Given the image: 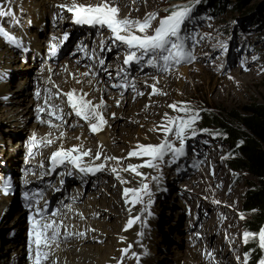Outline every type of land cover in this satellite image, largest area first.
<instances>
[{
    "label": "rangeland",
    "instance_id": "rangeland-1",
    "mask_svg": "<svg viewBox=\"0 0 264 264\" xmlns=\"http://www.w3.org/2000/svg\"><path fill=\"white\" fill-rule=\"evenodd\" d=\"M194 1L133 0V3L128 2V4L124 3L123 6H120L118 13V15L129 14L133 19H140L146 14L155 12L157 14L156 19L151 22L152 28H154L155 24L158 25L160 18L169 14L167 10L172 5L189 3L190 6H193V11L190 19L182 26V34L187 37L186 40L195 59L194 61L190 60L187 64L165 71L161 69L155 71L139 70L129 73L126 71L124 76L122 71L127 70L129 66L127 67L123 63V53L113 54L106 58L103 64L98 61L100 68L102 67L101 71H99V76L109 79L112 85H118L114 87L115 93H124L125 98H132L133 102L140 104L148 96L156 99V102L146 103L147 109L144 112H133L137 117L133 125H130L131 119L126 113L117 115L114 118V122H116L113 125L122 127V130L118 131L120 133L118 135H126L127 131L133 132L137 129L139 131L143 129L142 133L146 134L148 129L145 126L154 120L157 110L162 105H165L169 110L167 115L163 114L160 116L159 120L162 123L156 122L157 132H155L153 140L140 144L139 142H133L134 146L130 148V151L128 147H125V150L123 149L121 152L117 151L118 146L112 143L116 154H118L116 158H119V163H123V165L126 163L129 167V165L133 164L127 160H137L139 162L141 160L143 164L144 159H147V157L128 155V152L138 150L137 144L157 145L161 141L168 139L174 147L179 148L180 141L174 131L176 124L179 119L187 120L194 115L196 116L194 123L184 133L183 153L175 155L169 152L166 153L162 160L154 162L155 167L142 166V168L149 171L142 177L137 178V180L133 179V177H129V180L123 179L120 176L119 178L121 179H119L118 175L117 177L113 176L115 174L106 177L105 175H108L107 172L98 171L94 173L92 179H89L86 183L84 182V184L70 182V184L64 183L62 186L58 180L47 193L48 196L54 195L53 197H57L59 194L57 199L61 198L60 200L65 207L69 204L70 196L73 194L75 186H80L81 191L78 192L80 198L79 201H76L78 204L76 202L75 204L86 210L84 206L89 204L88 201L92 203L97 199L103 200L106 199L108 192L112 194V191L103 190L107 182L109 185L117 184L115 188L119 190L115 192V196L118 195L119 201L123 204H128V212H135L139 216L138 225L141 232L138 234L137 240L135 238L133 241L136 242L132 246H128L130 247L129 254L125 255H128V264H161L159 255H163V259L173 263L176 261V254L172 250L174 248L181 249L182 254L186 253L189 248L195 250L192 247V238L200 230L203 236L198 240V252L195 253L202 252L203 257L207 256V264H244L247 244L256 243L261 255L264 251L259 246L258 240L259 232L264 229V225L257 232H251L246 229L244 224L249 218V212H245L241 208L244 192L250 183L254 181V178L246 171L236 169L229 164L233 151L225 132L212 125L206 126V124L201 122V113L204 111L214 114L225 110L242 111L254 101L264 102V13L261 12L264 7V0H246L241 6L235 4L238 0H226L222 9H214L202 0ZM97 5L99 4L96 3L91 6ZM21 13V18H18L17 22H15L19 24L21 35L18 37V43L12 44V48L18 49L20 46H26L28 51L30 49L33 50L35 45L41 48L44 42L37 37L44 33L40 30V26L43 23L46 25V33L52 28H58L57 23L62 20L64 24L61 28H63L64 32L67 30L70 32L75 27L78 28V24L74 22L73 13L71 12H63V17L61 15L57 17L59 21L52 20L53 17L59 14L57 12L56 14H52L50 11H46L43 14L38 12L33 13V16H40L38 18V28L35 30L39 31L38 35L34 33V27L32 26V13L30 15L27 12ZM22 17H25V19H22ZM72 51L75 52L74 50ZM34 52L38 51L34 48ZM29 58L30 56L28 55H21L14 65L8 66L9 80H7V84L10 90L14 88L18 90L21 86L16 87L17 82L20 78L27 76L28 84L23 86L20 92L24 94L26 91L24 105H27L28 100L33 98L35 107L38 99L35 100L34 97L37 96L36 91L40 87L39 81L41 77L37 74L38 66L32 65L29 62ZM184 66L188 67V70L182 73L180 67ZM118 72H120L119 76L117 75ZM125 74L127 75L125 76ZM158 76L167 79L168 85H162L163 87L160 85L166 91L151 92L150 85L146 82ZM131 78L142 80V82L138 81L140 84L139 90L132 88L134 82L131 81ZM121 80L125 81V87ZM157 83L159 85L160 81ZM132 93L137 94L136 100L133 98ZM170 105H176V108H172ZM7 106H9L8 103L2 102L3 108ZM181 109H187L188 111H182ZM131 110L133 111V108L129 109L130 112ZM72 115H74V112ZM3 117H0V134L11 137L7 146L10 151H13L15 147L17 149L14 151V169H12L17 173L20 167L18 164L19 160L22 161L20 157L23 153V139L31 134V129L35 122L43 119L34 115L27 124H13L11 119ZM76 118L74 116V120ZM52 119L56 120L54 117ZM91 122L96 123L94 120ZM46 123L52 126L51 123ZM89 123L87 121L86 123L83 122V127L87 128ZM75 127L77 126H70L69 124L66 129L69 132L75 131ZM165 127L173 128V131L165 132ZM109 129H112V124ZM97 132H92L90 137L93 138V134L95 135ZM193 132L196 135H192ZM15 144L19 145L16 146ZM102 155L104 154L102 153ZM105 155L107 154L105 153ZM74 172L70 171V173ZM50 173L48 175L52 176L51 178H57L54 176V171ZM99 177L101 179H97ZM102 179H106V182H103ZM38 182L40 181L34 180L33 183L38 185ZM123 183L130 185L127 189L140 190L138 193L139 199L135 203H133L135 198L131 196L128 199V194L125 195L122 192V190H125ZM144 183L148 186L146 191L143 188ZM55 187L56 189H53ZM68 188H70L67 192L69 197L66 195L62 199L64 195L61 193ZM93 194L99 198L94 197ZM13 200L15 206L21 205L19 192H17ZM185 205L188 207H185ZM26 220L27 218L25 217L23 221L24 227L27 226ZM26 229L18 228V230H15L12 223H7V220L5 223L0 224V255H4V263L22 264L17 260L15 253L8 254L10 249L3 251L2 246L12 240L16 241L17 234H22L23 232L26 235ZM245 232L251 234L247 238V243L244 242L245 237L243 234ZM153 237L154 239H152ZM89 244L92 246H95V244L100 245L98 239L90 241ZM200 248L201 251L199 250ZM73 250H75L74 247L69 248V251ZM207 253H211V257ZM72 255L74 253L67 254L69 257ZM210 258L216 261L211 263ZM262 260L264 258L259 260V264Z\"/></svg>",
    "mask_w": 264,
    "mask_h": 264
},
{
    "label": "bare ground",
    "instance_id": "bare-ground-1",
    "mask_svg": "<svg viewBox=\"0 0 264 264\" xmlns=\"http://www.w3.org/2000/svg\"><path fill=\"white\" fill-rule=\"evenodd\" d=\"M83 2L84 0H0V7H3L5 10H7V8L10 7L12 10L11 16L0 17V26H2L6 31H8L18 40V37L21 35L20 27L18 26L19 24H16L15 22H17L18 18H21V14H22L21 12H25V13L27 12V14L29 15L30 13H32V19H33L32 26L34 27V33H37L39 35V31H35V30L38 28V18H40V16L39 17L33 16V13L40 12V14H43L46 11H50L52 14L54 11H56L57 13L60 12L59 14L63 12L69 13V11H67V8H61L60 5L71 6L73 3H75L77 5L91 6V5H95L96 3L101 4L104 2V0H85L84 3L86 4H84ZM128 2L133 3V0H110V3L113 6H117L118 8H120V6H123L124 3L128 4ZM56 12L54 14H56ZM25 17H22V19H25ZM119 17L125 18L130 16L129 14H125V15H119ZM52 20L59 21V18L53 17ZM62 21L60 23H57L58 28L56 29L52 28L51 32L54 31L55 34L64 32L62 30L63 28H61L64 24V22ZM34 48L35 50L38 51V49H36L38 48L36 45L33 47V50L30 49L29 51L27 50L26 46H20L18 47V49L12 48V43H9L4 38L0 37V113H1L0 117H3L4 115L3 118L11 119L13 121V124L14 123L27 124L28 121L34 115H36L37 118L42 117L43 120H39V121L37 120L35 124L33 123L34 125L31 129L30 135L36 132L41 137V139L43 138L42 140L45 141L46 144V146L44 147L43 155L47 156L48 154L49 156L48 160L52 156L53 152H56L58 149L61 148L67 150L76 147L78 151L73 153L74 156L80 155L81 150L82 151L90 150L91 153L90 156L82 157L81 160L79 161L80 165L96 166L99 164H103L105 165V167L100 170L94 171L93 175L88 177L85 183L89 179H92L94 173H97L98 171L107 172L108 175H105L106 177L107 176L110 177L113 174H115L113 176L117 177V173H118V175L123 179L124 178L128 179L129 177H133V179L135 180H137V178L142 177L145 173H148L146 169L140 166L145 164V161L147 159H144L143 164L141 160L139 162L137 160L134 161V160L126 159L128 162L129 161L132 162L133 165L139 166L137 167V172L140 173L139 175H137V172L131 171V169H129L128 171H124V169H127L128 167L126 163L125 165H123V163H119L118 160L111 159L112 157H118L117 156L118 154H116L112 143L116 144L118 146L117 151L119 150L121 152V150H123L125 147H128L130 151V148L131 147L133 148L134 146L133 142L136 143L139 142L140 144V143H146V141L153 140L156 134L155 132H157L156 122L162 123V121L159 120L160 116L163 114L167 115L169 112V110L165 107V105L164 106L162 105V107L157 110V113H155L156 115H154L153 121H151L146 126L144 125L145 128L148 129V133L145 132L146 134H143L142 133L143 129L142 131H139V129H137L136 131L133 132L127 131L128 133L126 135H118L119 133L118 131L122 130V127L120 125L117 126L113 125L116 122V121L114 122L115 120L114 118L117 117V115L126 113L127 115H129L131 119L130 125H133V122L137 120V117L133 114V112L135 111L139 113L144 112L147 109L146 103L151 104L156 99L154 97L148 96L145 97L144 102L140 104L133 102L132 98L130 99L125 98L124 93H120V94L115 93L112 82H110L109 79L107 78H102L99 76V71H101L102 67L100 68L98 60H97V64H98L97 65L95 64V62L91 61L92 59L89 60L85 56L84 57L77 56V59H75L76 54L73 57L70 58L67 57V59L65 60L63 58V60H61V62H63L62 64L60 62L59 64L56 65L55 68L51 69L52 71L51 78H48L50 72L47 71V67L45 70L39 68L37 74L42 76L41 80L42 82H44V86L41 90L44 91V94H42L43 96L34 97L35 100L38 99L37 105L35 107H34L33 98L28 100L27 105H24V101H25L24 95L26 91L24 92V94H22L20 91L22 90L23 86H26L28 84L27 82L28 78L27 76H25L24 78L19 79L16 87L21 86L20 89L15 90L14 88L10 90L8 88L9 85L7 84V80H9L7 70H8V66L14 65V63L19 59V56L28 55L32 57L33 54L36 53L34 52ZM109 57L110 56H107L106 58ZM102 60L104 61V59ZM47 65L50 68L51 63L49 64L47 63ZM180 70L183 73L186 70H188V67L186 66L180 67ZM83 73H88V75L87 76L82 75ZM77 81L80 82L78 83ZM131 81L134 82L132 88H136L137 90H139L140 84L138 83V81L142 82V80L131 78ZM159 81L160 84L158 85L157 82ZM167 82H168L167 79L158 76L149 79V81L146 83L150 85L151 92L152 91L154 92V88H155V92L159 93L161 91L162 92L166 91L164 90V88L162 89L161 86L168 85ZM69 91H73L74 101H79L83 93L88 94L87 96H84L83 99L91 100L94 104H98L101 101V99H103L104 107L102 110V114L104 115L106 123L101 126L100 130L95 135L93 134V138L90 137L92 136L91 135L92 131L90 127L87 125L88 127L84 128L83 127L84 124L83 122H81L82 120L79 119V117H77L75 114L72 115L73 110L71 109L68 103V98L66 95ZM133 98L136 100L137 94H133ZM117 101H119V104H117ZM2 102L8 103L9 106L3 108L4 106L2 107ZM52 106H57V107L54 108ZM130 108L131 109L133 108V111L131 110L130 112L129 111ZM40 109H44V111H40ZM50 111L56 112L57 115L63 116V119L62 120L52 119V117L55 118V116L49 115ZM113 113L115 114V116H113ZM74 116L77 117L76 120H74ZM141 120H139V122ZM94 121L98 122L96 120ZM46 122H48L49 124L51 123L52 126L48 125ZM69 124L70 126H74V125L77 126L74 128L75 131L73 130L69 132L66 129L67 125ZM111 124H112V129H109L111 127ZM61 132L64 133L63 137L60 136ZM10 138L11 137H9L8 135L0 134V177L2 176L3 172L6 171L5 169H9L11 170V172H13L12 169H14L13 157L16 147L13 149V151H10V149H8L7 146L10 142ZM48 141H52V142L49 143ZM15 145L18 146L19 144H15ZM97 152L101 154L103 153L104 155L106 153L107 155L105 156L102 155L100 156V159L97 160L95 159ZM105 157H108L109 159H105ZM43 159L44 158H42V160ZM37 160L38 161L36 162L34 161L33 164L34 166H32L34 170L36 167L37 173L36 174L34 173V175L29 177L30 185H36L33 183L34 180H39V181L42 180L43 181L42 186H45L44 182H46L45 181L46 178L47 180L50 179V183H48L47 187L44 188L49 192L50 189L56 184L55 182L58 180L59 182H61L60 184L62 186L64 183L70 184L71 181L68 179L67 181L62 182L60 179H62L63 177L51 178L52 176L48 175L49 173L48 167L44 165V160L43 161L40 159ZM68 163L69 162L66 161L64 162L63 165L64 166L63 171H65L66 173L69 170ZM113 168H116L117 172H113L112 171ZM77 169L79 170V168ZM70 175H73V173H70ZM79 176L81 177L80 180H85L84 178L86 175L79 174ZM97 179H101V178L99 177ZM102 181L106 182V179L105 180L102 179ZM80 184H83V182L81 181ZM124 184L125 183H123L125 189L130 187V185L128 184L124 185ZM116 185H114V183L112 185L111 184L109 185L107 182L103 190L106 189L107 191H112V194L111 192H108L106 199L103 200H98L96 198L97 200L92 203H90L91 201H88L89 204L84 206L86 210L81 209L80 206H76V204H78L76 201L77 200L79 201L80 198V195H78V192L81 191L80 186H75L73 194L70 196L69 204H67V206L65 207L63 205L64 203L60 200L61 198L58 200L57 197H53L54 195L51 196L52 199L54 200V203L57 205L56 215L53 216L51 220L62 222V227L60 228L61 236L57 241L58 247L55 244L52 245V255L50 256L48 261L44 262V264H128L129 263V259L127 258L128 255L127 256L125 255L127 253L129 254L128 251L130 247L128 246H132V244L136 242L133 241L135 240V238L137 240V236L141 232L139 230L140 227L138 225L139 216L135 212H128L127 210L128 204L127 205L123 204L122 202L119 201L118 195L115 196L116 194L115 192H118L119 190L115 188ZM122 192L125 194L123 190ZM127 194H128V199L131 196L136 199V196L134 195V193L132 194L131 191L128 192ZM13 196H16V194H14ZM94 197H98V196L94 195ZM13 199L14 198L12 199L0 198V224L5 223L7 220V223H12L15 230H18V228L19 229L22 228V230H24V228L25 229L26 227L28 228V225L26 227H24L23 225L24 218L28 217V212L26 210L24 203L15 206ZM185 207L188 206L185 205ZM111 212H113L112 213L114 215L113 217L111 215ZM130 219H133L134 223L131 225V227H127L128 221ZM65 231L73 233V235L66 236L63 234ZM79 233H84V235H79ZM23 234H24L23 232L22 234H17L16 241L12 240L10 242L3 244L2 250L5 251L6 249H10V252L8 254L15 253L16 257L18 258L17 260L22 264L23 263L33 264L32 259H30L29 257V249H28V241H27L28 235L25 234L23 235ZM202 236L203 234L202 231L200 230L192 238V247H194L195 250L189 248L186 253L182 254L181 249L178 250L174 248L172 252L176 254L175 256L176 261H174L173 263L195 264L202 262L204 264H207L206 263L207 256L203 257L201 254L202 252H199L198 254L195 253L198 252L197 251L198 240L202 238ZM97 239L100 245L95 244V246H92L91 244H89L90 241H94ZM152 239H154V237ZM70 247H74L75 250L69 251ZM125 249H127L126 252L124 251ZM199 250L201 251V248ZM70 253H74V255H72L71 257L67 256V254ZM162 256L163 255L161 256L159 255L161 259L159 262L161 264H173L170 263L168 260L163 259ZM3 257H4L3 254L0 255V264H7L3 262ZM212 261H216V260L211 259L210 262L212 263Z\"/></svg>",
    "mask_w": 264,
    "mask_h": 264
},
{
    "label": "snow or ice",
    "instance_id": "snow-or-ice-1",
    "mask_svg": "<svg viewBox=\"0 0 264 264\" xmlns=\"http://www.w3.org/2000/svg\"><path fill=\"white\" fill-rule=\"evenodd\" d=\"M198 2V0H197ZM61 8H67V11L73 13L74 22L77 24H88V25H100L107 26L114 35L115 41H118L127 47V55L125 56L123 63L129 65L132 62H141L145 59L146 56L150 57L147 59V64L149 66H156L163 70L167 68L171 63L179 64L182 61L191 59V53L186 50V39L187 37L182 34V26L190 19V15L193 11V6H190L189 3H180L172 5L168 9V15L162 17L158 21V25L152 28L151 21L156 19L157 14L155 12L146 14V16L141 19H133L131 17L120 18L119 8L113 6L110 3V0H104L103 3L97 6H85L77 5L73 3L71 6L60 5ZM12 10L10 7L5 10L3 7H0V17L11 16ZM151 29V34H147L148 30ZM141 33V34H137ZM0 37L7 40L9 43L16 44L18 43L17 39L6 31L2 26H0ZM66 38V36H65ZM56 45L51 46V52L53 55L56 53ZM255 59V58H254ZM162 61L163 64H159ZM101 64L104 61H100ZM122 71V70H121ZM82 75L87 76L88 73H83ZM120 75V72L117 73ZM78 83L80 81H77ZM118 85H113L117 87ZM155 92V88H154ZM68 103L73 110L74 114L77 117H81L85 121H89V127L92 132H97L100 130L101 126L106 123L102 110L104 107L103 99L98 104H94L91 100H84L83 97L87 96V93H83L79 101L73 100V91H69L67 94ZM47 103V101H46ZM119 104V101H117ZM57 107V106H52ZM172 108H176V105H170ZM182 111H188L187 109H181ZM44 111V109H40ZM49 115L55 116L56 119L62 120L63 116L57 115L56 112H49ZM113 116L115 114L113 113ZM196 116H190L187 120L179 119L174 129L176 137L180 141V147H174L170 140L165 139L157 145H137L136 151H131L128 153L129 156H142L147 157L144 165L147 167H155L156 161H160L164 158L166 153H173L175 155H181L184 148V133L186 129L191 128L192 123H194ZM96 120L98 122L93 123L91 121ZM165 132H172L173 128L165 127ZM64 133H60V136L63 137ZM192 135H196L195 132ZM51 143L52 141H48ZM78 149L73 147L71 149H58L56 152L52 153L51 159L56 161L59 158L60 163L71 162L73 166L79 168L81 172H94L105 167L103 164L96 166H81L79 161L84 156H90L89 151H80V155L74 156L73 153L77 152ZM101 153L97 152L95 159H100ZM105 159H109L105 157ZM111 159L119 160V158L112 157ZM137 167L129 165V168L124 169L128 171L131 169L133 172H137ZM113 172H117L116 168L112 169ZM140 173L137 172V175ZM118 175V173H117ZM119 178V175H118ZM12 181L10 178L0 177V191L3 194L7 195L11 190ZM147 185H144L143 188L146 191ZM133 192L136 196V199L133 200V203L139 199V191L135 189H125V195L128 192ZM27 196V193L25 194ZM127 202V201H126ZM42 209L36 210V215L40 217L38 220H35L33 227L30 230V252L34 256V264H44L48 261L52 255V245L58 247L57 241L61 236L60 228L62 227V222H57L55 220H47L45 217L41 216ZM53 216L56 214L53 213ZM30 220L32 217L29 218ZM138 219V218H137ZM134 223L133 219L128 221L127 227H131ZM94 231V230H93ZM66 236H71L73 233L65 231L63 233ZM79 235H84V233H79ZM245 243H247V238L251 235L248 232H245ZM259 246L264 249V229H261L258 236ZM34 243L35 248H32ZM125 252L127 249L124 250ZM211 256V253L208 254ZM247 256L245 254L244 264H247ZM239 259V258H238ZM264 264V260L260 262Z\"/></svg>",
    "mask_w": 264,
    "mask_h": 264
},
{
    "label": "trees",
    "instance_id": "trees-1",
    "mask_svg": "<svg viewBox=\"0 0 264 264\" xmlns=\"http://www.w3.org/2000/svg\"><path fill=\"white\" fill-rule=\"evenodd\" d=\"M214 9H222L226 0H202ZM246 0H238L241 6ZM264 13V7L261 10ZM201 122L225 132L232 149L229 164L246 171L254 178L244 192L241 208L249 212L245 227L257 232L264 225V102L254 101L242 111L225 110L218 113L204 111ZM248 264H259L261 251L256 243L247 244ZM263 254V253H262Z\"/></svg>",
    "mask_w": 264,
    "mask_h": 264
},
{
    "label": "water",
    "instance_id": "water-1",
    "mask_svg": "<svg viewBox=\"0 0 264 264\" xmlns=\"http://www.w3.org/2000/svg\"><path fill=\"white\" fill-rule=\"evenodd\" d=\"M197 0H195L194 2H196ZM199 1V0H198ZM122 75H123V71H122ZM120 78H122V76H120Z\"/></svg>",
    "mask_w": 264,
    "mask_h": 264
}]
</instances>
